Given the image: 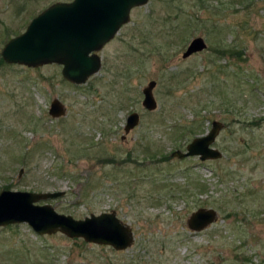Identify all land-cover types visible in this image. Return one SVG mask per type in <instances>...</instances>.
Listing matches in <instances>:
<instances>
[{
	"label": "rangeland",
	"instance_id": "374dc122",
	"mask_svg": "<svg viewBox=\"0 0 264 264\" xmlns=\"http://www.w3.org/2000/svg\"><path fill=\"white\" fill-rule=\"evenodd\" d=\"M71 1L0 0V52L43 10ZM197 37L207 48L182 58ZM98 56L82 86L57 65H0V192H63L36 204L74 220L115 213L133 242L116 251L9 225L0 264H264V0H149ZM54 99L66 109L58 119ZM132 113L139 122L126 134ZM214 121L221 159L171 156ZM198 209L217 219L190 231Z\"/></svg>",
	"mask_w": 264,
	"mask_h": 264
},
{
	"label": "water",
	"instance_id": "95a60500",
	"mask_svg": "<svg viewBox=\"0 0 264 264\" xmlns=\"http://www.w3.org/2000/svg\"><path fill=\"white\" fill-rule=\"evenodd\" d=\"M149 0H73L70 3H54L36 16L26 30L10 39L0 56L7 65L36 69L47 65L61 66L62 78L73 85H84L101 68V51L130 21L132 9L147 4ZM206 49L202 38L193 39L182 58ZM155 82L143 89L142 106L151 112L157 108L153 97ZM49 116L53 119L65 115L66 109L58 100L50 103ZM139 122V116L131 114L126 120L125 133ZM222 124L214 121L211 130L203 137L194 139L186 147L172 153L173 158L198 157L200 161L221 159L222 154L212 148ZM22 173V170L20 171ZM64 195L58 193L0 192V228L9 225L27 224L36 234L61 233L70 239H82L98 246H109L116 251L126 250L133 242L130 228L115 216V213L90 215L83 220L58 214L51 206H39L41 200H53ZM217 219L211 209H198L191 214L187 227L200 232Z\"/></svg>",
	"mask_w": 264,
	"mask_h": 264
},
{
	"label": "trees",
	"instance_id": "16d2710c",
	"mask_svg": "<svg viewBox=\"0 0 264 264\" xmlns=\"http://www.w3.org/2000/svg\"><path fill=\"white\" fill-rule=\"evenodd\" d=\"M0 65H4L2 59L0 58ZM256 125V124H255Z\"/></svg>",
	"mask_w": 264,
	"mask_h": 264
}]
</instances>
